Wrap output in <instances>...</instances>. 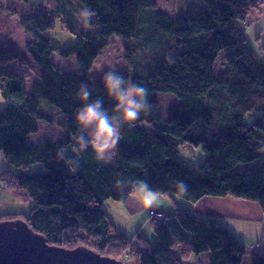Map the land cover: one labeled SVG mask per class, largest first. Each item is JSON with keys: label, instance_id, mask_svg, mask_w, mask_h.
<instances>
[{"label": "trees", "instance_id": "1", "mask_svg": "<svg viewBox=\"0 0 264 264\" xmlns=\"http://www.w3.org/2000/svg\"><path fill=\"white\" fill-rule=\"evenodd\" d=\"M77 1L94 15L79 30L65 26L75 37L73 44L54 45L47 34L55 29V12L46 11L19 20L27 39L24 53L0 43V94L8 102L0 111V154L18 170H5L0 179L7 177L14 194L33 203L29 214L1 215L0 222L24 221L49 245L87 247L129 264H184L201 254H207L208 264H242L245 247L214 219L201 220L177 207L170 222L151 219L156 241L150 244L139 232L132 238L119 233L104 206L110 201L124 205L138 194L136 182H145L170 200L194 204L205 197H229L255 203L264 214V57L250 48L245 33L246 18L264 0H202L205 9L189 16L162 9L159 0ZM114 35L133 39L134 50L144 52L146 63L138 70L117 72L147 89L149 109L121 126L115 155L102 163L91 148L79 155L71 151L80 135L75 114L83 103L75 93L81 83L89 84L92 98H101L112 114L105 72L94 81L89 72ZM132 52L127 49L128 60ZM53 53L74 57L75 70L58 69ZM13 62L35 76L32 95L8 68ZM154 93L176 98L167 118ZM41 101L58 109V123L40 113ZM39 122L56 125L59 137L30 141ZM181 147L201 148L204 162L187 164ZM60 148L66 149L65 160L56 156ZM256 160L262 163L255 169L229 173ZM179 182L186 192L178 191ZM150 212L161 213L149 210V218ZM250 260L264 264L258 253Z\"/></svg>", "mask_w": 264, "mask_h": 264}, {"label": "rangeland", "instance_id": "2", "mask_svg": "<svg viewBox=\"0 0 264 264\" xmlns=\"http://www.w3.org/2000/svg\"><path fill=\"white\" fill-rule=\"evenodd\" d=\"M59 1L58 3V0H31L28 4H24L20 0H0V43L24 53L27 39L19 27V20L23 17H33L40 11H46L55 12L52 15L55 18V29L47 34L52 39L54 45L67 47L73 44L75 37L66 31L65 26L76 30L83 27L84 21L78 16V13L80 10L84 9V7L77 0ZM166 1L167 2L162 3V1L159 0L162 9L165 8L170 11L173 9V13L181 10L186 16L193 15L205 9V4L202 0ZM262 12H264V10ZM247 24L248 26L245 27V33L248 45L258 53L259 56L264 57V22L260 28L255 26L254 22H249ZM238 25L243 26V23L239 22ZM257 35H259L260 38H257ZM127 49L131 52L133 51L130 60L125 57ZM143 55L144 52L142 50H134L133 39H124L114 35L111 37L109 45L97 56L89 72V79L90 81H94L101 73L108 72L113 68L116 71H122L131 75L146 63L143 60ZM52 61L54 65L64 73H72L76 67L74 57L62 58L57 53H53ZM8 68L18 73L24 81L27 94L32 95L36 84L35 76L24 69V67H21L17 62L10 63ZM153 98L158 103L160 114L167 118L169 116L168 109L170 105L177 102L176 98L172 94L164 93H154ZM7 105L8 102L4 100L0 94V111H4ZM39 111L45 116L47 115V117L53 118L55 123H58V115L60 114L57 108L41 101ZM261 114H263V112L257 113V115ZM38 126V132L30 136V141L32 142L36 140L40 141L48 137L55 139L60 135V131L56 125L39 122ZM179 155L187 164L192 165L201 164L205 159V155L199 147H181L179 149ZM100 161L102 163L105 162L104 160ZM261 163L262 160H256L250 164H238L231 169L229 173H242V171L247 168L255 169V167L257 165L259 167ZM40 167V165L34 166L30 171ZM8 169L15 173L18 172L17 169L8 165L3 157L0 158V173ZM6 179L7 177L0 179V216L6 214H29L33 207V203L21 201L10 189V183ZM135 197L140 202L139 208L137 209L129 210L118 203H116V206H121L120 213L122 215L129 213L126 221V230L131 233L134 231V234L135 232H139L146 237V239H149L148 241H151L152 238H154L151 219H155V222L161 221L158 219V215L149 218V210L161 211V213L165 215L162 214L163 219L167 217L168 222H170L173 219L172 216L175 214L174 205L169 197L158 195V202L156 205L151 208H142V194L138 192V194H135ZM105 207L107 208V206ZM133 245H136L135 241ZM128 252L129 251L125 254H128ZM194 260L196 261L197 259L192 256L189 260L185 261L184 264H204L206 262L203 257L199 260L200 262L196 261V263ZM246 262L251 264L250 254L245 256L243 264H247Z\"/></svg>", "mask_w": 264, "mask_h": 264}, {"label": "clouds", "instance_id": "3", "mask_svg": "<svg viewBox=\"0 0 264 264\" xmlns=\"http://www.w3.org/2000/svg\"><path fill=\"white\" fill-rule=\"evenodd\" d=\"M94 13L84 8L78 16L88 22ZM106 94L114 101L112 114L104 107V101L92 98V88L87 83H81L76 90V98L83 102L75 114V122L80 130L75 143L71 147L72 153L79 155L89 148L95 153L96 159L111 160L121 139V126L124 123L137 121L142 113L149 109L148 91L145 87L132 83L114 68L105 72L102 77ZM66 149L57 150L56 156L65 160ZM2 158V154H0ZM72 165L73 161H65ZM73 171L75 168L72 169ZM178 191L184 193L187 187L183 182L176 185ZM135 190L142 194L143 206L151 208L158 202V193L149 188L145 182H136Z\"/></svg>", "mask_w": 264, "mask_h": 264}, {"label": "crops", "instance_id": "4", "mask_svg": "<svg viewBox=\"0 0 264 264\" xmlns=\"http://www.w3.org/2000/svg\"><path fill=\"white\" fill-rule=\"evenodd\" d=\"M263 10L264 5L260 7L259 10L250 12L246 18V24L254 22L255 26L260 28L264 22ZM246 26H248V24ZM257 38H260V36L257 35ZM36 142L39 141L36 140L33 143ZM171 202L173 203L174 208L178 207L179 209L189 210L193 215L201 220L211 218L223 225L246 249L242 264L245 256L248 254H250V257L254 253L264 256V214L257 204L229 197H205L194 204H188L177 199L171 200ZM139 204L140 202L136 197H130L123 206L129 210H133L139 208ZM105 206H107V208ZM105 206L104 211L113 223L115 229L119 233L132 238L134 231L131 233L126 230V221L129 213L122 215L120 213L121 206H116V203L109 202L105 204ZM143 207L142 200V208ZM144 238L146 239V237ZM146 240L148 241L149 239ZM155 241L156 239L154 236V238H152L151 241H148V243L153 244ZM201 257L206 260L204 264H208L207 254L197 256L196 261H199ZM246 263L249 264V262Z\"/></svg>", "mask_w": 264, "mask_h": 264}, {"label": "water", "instance_id": "5", "mask_svg": "<svg viewBox=\"0 0 264 264\" xmlns=\"http://www.w3.org/2000/svg\"><path fill=\"white\" fill-rule=\"evenodd\" d=\"M0 264H129L87 247L49 245L24 221L0 222Z\"/></svg>", "mask_w": 264, "mask_h": 264}, {"label": "built area", "instance_id": "6", "mask_svg": "<svg viewBox=\"0 0 264 264\" xmlns=\"http://www.w3.org/2000/svg\"><path fill=\"white\" fill-rule=\"evenodd\" d=\"M155 215H158L160 219V221H163V217H162V214L161 213H158V212H150V216L154 217Z\"/></svg>", "mask_w": 264, "mask_h": 264}]
</instances>
